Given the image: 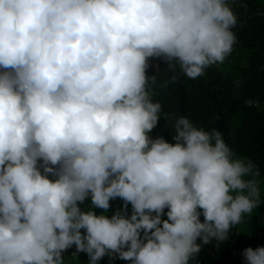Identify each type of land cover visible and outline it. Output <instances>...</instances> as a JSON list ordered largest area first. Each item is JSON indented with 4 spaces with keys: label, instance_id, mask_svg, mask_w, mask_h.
Wrapping results in <instances>:
<instances>
[{
    "label": "clouds",
    "instance_id": "obj_1",
    "mask_svg": "<svg viewBox=\"0 0 264 264\" xmlns=\"http://www.w3.org/2000/svg\"><path fill=\"white\" fill-rule=\"evenodd\" d=\"M233 3L0 0V264H66L73 246L88 264H199L264 204L260 166L218 129L165 113L174 142L150 135L164 71L152 61L171 73L165 89L222 65ZM89 197L123 205L109 218L82 211ZM240 255L264 264V246Z\"/></svg>",
    "mask_w": 264,
    "mask_h": 264
},
{
    "label": "trees",
    "instance_id": "obj_2",
    "mask_svg": "<svg viewBox=\"0 0 264 264\" xmlns=\"http://www.w3.org/2000/svg\"><path fill=\"white\" fill-rule=\"evenodd\" d=\"M232 7L238 18V25L233 29L237 36L235 46L247 51L248 63L243 71L224 76L210 67L202 78L191 80L181 76L177 83H169L165 89L161 85L170 78L171 73L167 71L166 64L153 60L152 63H159L164 71L151 89L156 92L154 102L162 105V114L185 116L205 130L218 129L238 155L255 161L261 173H264V111L254 108V104L245 103L264 101V0H235ZM148 74L155 73L150 70ZM49 178L53 179L51 175ZM107 216L111 218L112 213ZM248 236L244 248L264 246V228L257 216L250 221ZM236 240L234 226L226 240L213 241L202 248L197 257L199 264H244L242 257H237L233 263L227 260L228 254L236 248ZM72 255V251L63 253L66 264L89 262L86 253L77 254L76 258ZM106 260L105 256L98 264H105ZM126 264L131 262L127 261Z\"/></svg>",
    "mask_w": 264,
    "mask_h": 264
},
{
    "label": "rangeland",
    "instance_id": "obj_3",
    "mask_svg": "<svg viewBox=\"0 0 264 264\" xmlns=\"http://www.w3.org/2000/svg\"><path fill=\"white\" fill-rule=\"evenodd\" d=\"M247 63H248L247 51L240 46H235L234 51L225 60V62L222 65L213 66V68L217 71H220L224 76L234 75V74H240L243 71V69L247 66ZM155 97H156V92H155V95L153 96V101ZM253 107L258 110L264 111V101L259 102L258 105L254 104ZM160 116H161V119L158 123L157 128L154 129L153 132L150 134L151 137L153 139L157 137H163L168 142H174L172 141V136L174 133L172 132L170 128L172 122L171 121L168 122L169 123V127H168L167 122L165 121V115L160 113ZM261 176L264 177V173H261ZM261 199L264 200V184L261 185ZM110 204H111V207L107 211V213H105L101 209L92 208L90 197L83 204L79 206L81 207L82 211H87L89 210V208H92V210H94L97 213V215H100V214L107 215L109 213L113 214L115 211L119 210L123 205V201L117 198L115 200L110 201ZM128 213L129 215L131 214V205L128 206ZM254 216H257L259 218V223L264 228V204H261L260 207L255 209L251 216H245L243 218L242 223L235 226L236 235H237V240L235 242L236 248L233 253L228 254L227 260L230 263H233V261H235L237 257H239L241 250L244 248L245 243L247 242L248 237H249L248 236L249 224H250L251 219ZM67 251L68 252L72 251L73 253H75L76 251L75 246L68 249ZM67 251L65 252V254L67 253ZM81 253H78V254H81ZM106 258L107 260L105 264H126L127 263V261L120 260L118 258L111 259L107 255H106Z\"/></svg>",
    "mask_w": 264,
    "mask_h": 264
},
{
    "label": "built area",
    "instance_id": "obj_4",
    "mask_svg": "<svg viewBox=\"0 0 264 264\" xmlns=\"http://www.w3.org/2000/svg\"><path fill=\"white\" fill-rule=\"evenodd\" d=\"M254 102H256V101H254ZM252 104H255V103H252ZM241 255H239V257H240Z\"/></svg>",
    "mask_w": 264,
    "mask_h": 264
}]
</instances>
